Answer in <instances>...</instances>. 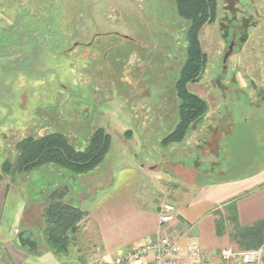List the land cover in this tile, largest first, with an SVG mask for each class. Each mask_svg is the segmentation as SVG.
Returning a JSON list of instances; mask_svg holds the SVG:
<instances>
[{
  "label": "rangeland",
  "instance_id": "374dc122",
  "mask_svg": "<svg viewBox=\"0 0 264 264\" xmlns=\"http://www.w3.org/2000/svg\"><path fill=\"white\" fill-rule=\"evenodd\" d=\"M217 2L216 20L200 33L204 72L189 84L209 105L204 129L197 133L211 131L210 125L214 131L211 140L198 138L202 154L191 149L196 137L186 144L161 143L178 122L175 82L187 50L189 21L178 14L174 0L2 1L0 205L16 194L26 200L29 219L49 198L50 192L41 190L65 180L69 194L82 198L90 214L80 227V246L96 254L105 226L94 215H104L109 202L115 210L127 204L152 213L159 203L174 205L161 197L151 172L172 178L175 171V181L185 188L183 180H194L196 164L211 171L202 178L206 181L260 163L264 0ZM98 128L112 135V145L90 172L76 175L54 164L22 173L13 168L18 143L26 137L60 132L84 149ZM6 163L12 172L2 171Z\"/></svg>",
  "mask_w": 264,
  "mask_h": 264
},
{
  "label": "crops",
  "instance_id": "0c3cea01",
  "mask_svg": "<svg viewBox=\"0 0 264 264\" xmlns=\"http://www.w3.org/2000/svg\"><path fill=\"white\" fill-rule=\"evenodd\" d=\"M2 1L4 0H0V4ZM205 123L206 116L202 123L190 130L185 139L186 144L190 139L196 137L195 141L191 143V149H199L202 154L198 138L211 140L214 135L211 125L208 127L211 128V131L207 128L208 130L205 129L204 133H197L204 129ZM259 129L258 137L263 138V149L260 151L259 158L262 160H258L260 163L252 165L249 170L236 176L203 181L204 176H211V171L196 164L192 169L196 171L194 180L184 179L185 188H181L182 183L175 181L177 178L175 171L172 178L160 174L154 175L151 172V178L156 180L157 191L161 197L167 196L177 208L176 217L170 223H160V203L155 207L153 213L130 210L127 204L115 210L111 202L106 204L107 211L104 215H94V218L100 219V223L102 225L104 223L105 226L100 229L104 233L103 240L101 237L103 247L96 254L92 253L93 251L88 247L80 246L82 243L78 236L80 227L90 216L89 211L81 205L82 198L71 196L70 191L65 197V201L84 209L87 215L79 223V228L72 237L68 252L58 255L48 246L44 236V204L41 207L37 206L31 217H29L30 214L28 215L29 220L25 218L28 207L26 200H21L16 194L11 195L12 200L7 202L8 204L0 205V264H92L100 260L111 261L116 255L130 249L131 246L135 247L155 241L163 233L177 238L184 249L187 248L189 241L197 243L205 257L203 262H194L193 256L185 253V264H226L221 256L222 249L238 247L229 236V227L225 233L221 235L218 233L217 213H222V216L226 218L232 210L235 211L241 226L252 225L264 219V128L261 130V126H259ZM215 137L218 145L219 139L222 137L219 133ZM211 154L214 155L213 150ZM149 171L151 170L149 169ZM65 182V180L62 181L67 184ZM62 183L59 181L55 187ZM44 189L41 190L44 194L52 191V188ZM102 218H105L104 221ZM130 244L132 245L128 246ZM147 261L150 259L144 258L135 264H148Z\"/></svg>",
  "mask_w": 264,
  "mask_h": 264
},
{
  "label": "trees",
  "instance_id": "16d2710c",
  "mask_svg": "<svg viewBox=\"0 0 264 264\" xmlns=\"http://www.w3.org/2000/svg\"><path fill=\"white\" fill-rule=\"evenodd\" d=\"M180 16L189 21L186 33V60L175 82L178 103V122L161 141L165 147L185 141L188 133L203 122L209 111L207 101L192 92L191 82L201 78L207 55L203 50L200 33L204 26L218 16L217 0H174ZM131 131H126L129 134ZM112 145V135L104 128L96 129L84 149L73 145L60 132L47 133L41 137L29 136L18 143V157L14 169L22 173L46 164H54L73 174L80 175L97 168L105 159ZM9 163V162H8ZM7 163L2 171L12 172ZM2 175L0 174V181ZM70 188L60 185L50 192L44 206L43 229L48 246L58 255L69 250L72 237L87 212L65 201ZM217 230L221 235L229 227V236L240 249H248L264 242V219L252 225H239L236 212L232 210L225 218L217 213Z\"/></svg>",
  "mask_w": 264,
  "mask_h": 264
},
{
  "label": "built area",
  "instance_id": "2783aa9c",
  "mask_svg": "<svg viewBox=\"0 0 264 264\" xmlns=\"http://www.w3.org/2000/svg\"><path fill=\"white\" fill-rule=\"evenodd\" d=\"M176 207L172 203H164L160 209V223H170L176 217ZM185 253L193 256V261L202 263L204 254L195 241H189L184 249L180 241L163 233L157 240L137 245L116 255L111 261H96L92 264H135L149 258L148 264H185ZM222 259L226 264H263L264 242L250 249L226 247L221 251Z\"/></svg>",
  "mask_w": 264,
  "mask_h": 264
},
{
  "label": "flooded vegetation",
  "instance_id": "af4514ba",
  "mask_svg": "<svg viewBox=\"0 0 264 264\" xmlns=\"http://www.w3.org/2000/svg\"><path fill=\"white\" fill-rule=\"evenodd\" d=\"M78 45H79V44L77 43V44L75 45V47L78 46Z\"/></svg>",
  "mask_w": 264,
  "mask_h": 264
},
{
  "label": "water",
  "instance_id": "95a60500",
  "mask_svg": "<svg viewBox=\"0 0 264 264\" xmlns=\"http://www.w3.org/2000/svg\"><path fill=\"white\" fill-rule=\"evenodd\" d=\"M230 48H232V45L230 46ZM227 55H228V53H227ZM227 55H226V56H227Z\"/></svg>",
  "mask_w": 264,
  "mask_h": 264
}]
</instances>
